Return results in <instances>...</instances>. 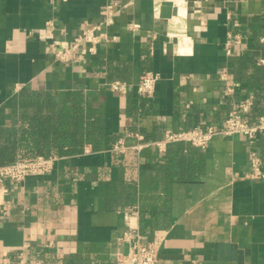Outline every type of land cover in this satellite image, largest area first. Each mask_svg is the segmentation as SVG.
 <instances>
[{"label": "crops", "instance_id": "obj_1", "mask_svg": "<svg viewBox=\"0 0 264 264\" xmlns=\"http://www.w3.org/2000/svg\"><path fill=\"white\" fill-rule=\"evenodd\" d=\"M103 20L93 53L83 45L76 60H54L55 41L71 43ZM228 31L242 41L229 56ZM261 38L264 0H0V148L18 145L22 90L60 101L81 93L110 143L85 145L48 175L5 181L0 263L17 264L23 252L27 264H115L129 246L120 212L136 203L144 242L160 241L157 264H264V179L249 177L252 150L264 166V141L217 135L203 151L136 149L166 130L219 127L247 95L264 113ZM143 72L159 75L149 99L136 93ZM112 81L126 93L109 91ZM234 83L239 92L225 97ZM120 138L125 151L112 152Z\"/></svg>", "mask_w": 264, "mask_h": 264}, {"label": "built area", "instance_id": "obj_2", "mask_svg": "<svg viewBox=\"0 0 264 264\" xmlns=\"http://www.w3.org/2000/svg\"><path fill=\"white\" fill-rule=\"evenodd\" d=\"M104 14V12H102ZM107 25V21L103 20L97 25L90 28H86L71 42L66 43L62 41H55L53 45L49 46L54 52V60L59 62H70L76 60L79 51L83 45H88V52L93 53L95 47L105 39V33L103 27ZM51 29V28H50ZM264 42V38L260 39ZM241 37L231 31L227 32L224 48L227 55L232 54L234 46L241 44ZM258 64H264V60H259ZM226 74L221 75L222 79H225ZM159 80V75L152 72H143L136 84V93L140 96L150 98L155 91V85ZM108 90L111 92H117L125 94L127 91V85L121 81H112L107 83ZM222 94L225 97L234 95L239 92L240 85L234 83L226 85L223 88ZM255 107V103L252 97L248 96L240 98L238 101L231 105V108L224 117L219 127L206 126L201 129L200 127H191L185 130L172 131L166 130L160 140L152 143H145L136 146L139 149L140 146L153 145L160 152H164L168 146L172 145H187L191 148L203 151L208 147L209 142L217 135L233 136L240 135L245 137L251 145H253L258 139L264 141V114L259 115L255 121L250 122L248 115L250 111ZM128 136L133 137L139 141H143L142 135L138 133H131ZM126 147L124 146V140L118 139L111 145L110 150L112 152L123 153ZM57 157H42L39 156L32 161H15L14 163L0 166V190L3 189L5 181L13 183H21L28 177H40L50 174L55 166V163L59 161ZM257 150L250 152V174L249 177L254 179H264V169ZM127 229L122 234L120 241L127 243L128 250L126 253H115V264H157L159 240L158 241H146L142 237L137 221L139 220V207L136 203L130 204L125 207L121 212ZM23 252H19L18 256L14 260L17 264H27L24 259ZM10 259L3 260L0 264H9ZM35 264H43L42 259H36Z\"/></svg>", "mask_w": 264, "mask_h": 264}, {"label": "trees", "instance_id": "obj_3", "mask_svg": "<svg viewBox=\"0 0 264 264\" xmlns=\"http://www.w3.org/2000/svg\"><path fill=\"white\" fill-rule=\"evenodd\" d=\"M18 145L0 148V166L15 161H32L42 157H70L82 154L85 145L100 151L109 143L100 122L90 120L81 93H73L67 101L49 93L22 90L18 96ZM261 109L254 107L248 115L256 120Z\"/></svg>", "mask_w": 264, "mask_h": 264}, {"label": "water", "instance_id": "obj_4", "mask_svg": "<svg viewBox=\"0 0 264 264\" xmlns=\"http://www.w3.org/2000/svg\"><path fill=\"white\" fill-rule=\"evenodd\" d=\"M169 3L168 2H163L160 7V14L164 19L171 18L173 15L172 11H169Z\"/></svg>", "mask_w": 264, "mask_h": 264}]
</instances>
